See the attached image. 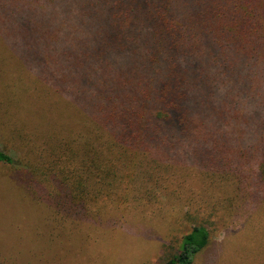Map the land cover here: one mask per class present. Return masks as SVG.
Wrapping results in <instances>:
<instances>
[{
  "label": "trees",
  "instance_id": "trees-1",
  "mask_svg": "<svg viewBox=\"0 0 264 264\" xmlns=\"http://www.w3.org/2000/svg\"><path fill=\"white\" fill-rule=\"evenodd\" d=\"M0 39L103 142L213 171H242L243 151L264 180V0H0ZM209 237L193 225L165 264H193Z\"/></svg>",
  "mask_w": 264,
  "mask_h": 264
},
{
  "label": "rangeland",
  "instance_id": "rangeland-1",
  "mask_svg": "<svg viewBox=\"0 0 264 264\" xmlns=\"http://www.w3.org/2000/svg\"><path fill=\"white\" fill-rule=\"evenodd\" d=\"M40 69L0 39V264H165L193 225L210 234L193 264H264L256 157L213 171L109 145Z\"/></svg>",
  "mask_w": 264,
  "mask_h": 264
}]
</instances>
